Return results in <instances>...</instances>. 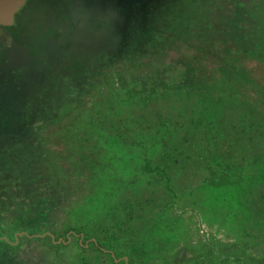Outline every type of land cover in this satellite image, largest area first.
<instances>
[{"label": "rangeland", "instance_id": "374dc122", "mask_svg": "<svg viewBox=\"0 0 264 264\" xmlns=\"http://www.w3.org/2000/svg\"><path fill=\"white\" fill-rule=\"evenodd\" d=\"M82 3L79 22H45L44 8L64 10L44 0L26 5L13 26L0 27V151L23 149L35 134L58 150L74 151L80 140L106 173L72 214L73 234L53 235L65 246L53 251L45 241H24L16 258L0 264H264V153L241 158L240 149H230L225 158L214 147L225 143L219 126L225 117L234 124L263 118L264 97L254 91L250 103L200 101L180 79L196 70L191 59L209 53V44L218 55L245 57L247 68H264V0H109L105 18L100 1ZM182 18L213 22L211 35L191 32L185 44L172 45L169 35ZM103 118L122 128L155 121L159 133L130 148L98 121ZM61 121L63 130L40 136V124ZM122 135L135 143L130 130ZM169 137L185 139L178 149L204 164L175 166L172 191L142 170L148 155L164 165L156 156ZM93 235L103 252L91 244Z\"/></svg>", "mask_w": 264, "mask_h": 264}, {"label": "trees", "instance_id": "16d2710c", "mask_svg": "<svg viewBox=\"0 0 264 264\" xmlns=\"http://www.w3.org/2000/svg\"><path fill=\"white\" fill-rule=\"evenodd\" d=\"M179 8L182 9V7ZM189 14L184 16L185 19L189 17ZM182 21L183 18L175 22L174 31L169 35L172 45L175 41L185 44V35L190 36L191 32L196 37L204 39L211 35L210 27L213 22ZM194 25L202 28L191 31L192 28L189 29L188 26ZM204 42H198L196 48L202 50V46L206 44ZM204 47L209 53L191 59L192 66L196 70H186L180 77L182 84L189 92L197 96L200 101L213 100L214 102L236 99L250 103L252 102L251 94L254 91L261 93L264 97V68L257 65L247 68L245 57H231L229 54L221 56L211 52L215 49L211 44ZM204 68L206 69L202 70ZM262 104L264 108V100ZM252 108L256 111L253 103ZM106 111L111 114L110 108ZM111 115L116 116V113L112 112ZM107 119L111 121L110 118L98 119V121L106 125L115 139L130 148L145 145L144 139L153 141L159 133L160 127L155 121H138V127L129 125L122 128L121 124L118 126L112 121L108 124ZM119 119L124 122L121 117ZM232 121L225 117L221 125L219 124L225 143L219 145L215 140V152L222 153L225 158L231 155L232 150L237 149H240L241 158H245L246 153L251 150L260 151V154L262 151L264 153V117L256 116L249 121L239 122L240 124H234ZM91 122H94L93 119ZM40 125L38 132L41 137L42 133L47 132L45 134L47 135L52 130L60 131L66 127L64 121L54 126ZM129 130L132 137L134 132H138V136L143 135V137L132 138V141H135L132 143L129 137L122 135ZM35 135H31L28 138L30 140L23 143V149L18 145L0 151V260L14 256L16 258L21 243L28 240L45 241V244L53 251L65 246L63 241L57 243L53 235L62 236L66 240L68 233L73 234L72 214L95 193L96 183L106 173L104 166H98L93 163V158H89L91 152H84L82 147H86L85 142L77 140L79 147H73L74 151L58 150L57 144L50 141L47 136L38 140ZM185 142V139L174 140V137L161 141V150L156 157L157 159L160 157L159 161H164V165L161 166L162 163H159L157 159L155 160L158 163L153 162L154 159L148 155L143 161L142 170L154 172V176L159 181L165 182V186L172 191L171 172L175 166L182 163L195 168L204 166L203 158L199 155L178 149V145ZM95 156H98L97 152ZM8 158L10 163L6 164L5 161ZM154 163L155 166L152 168L151 165ZM126 212H129V215L131 213L128 209ZM93 236L96 240H91V244L97 251L103 252L98 236ZM83 245L84 243L81 247Z\"/></svg>", "mask_w": 264, "mask_h": 264}, {"label": "flooded vegetation", "instance_id": "af4514ba", "mask_svg": "<svg viewBox=\"0 0 264 264\" xmlns=\"http://www.w3.org/2000/svg\"><path fill=\"white\" fill-rule=\"evenodd\" d=\"M44 0H26L25 4L15 13L14 15V21L13 22H17L16 20V15L19 14L20 12L23 11L24 7L26 5H30L33 3H42ZM83 0H55V2L62 7V9L64 10L62 12V10H60L59 7H50V8H44L43 11H41V16L44 17L45 22H79L80 21V15H79V5L82 4L81 6H83L82 3ZM94 1V0H93ZM101 2L102 5H100L98 7V9H102V16L105 18V15L108 14V11L106 10V4L107 2H109V0H96V2ZM106 10V11H105ZM15 23H13L10 26H13ZM10 26H2L0 25V27L2 28H6V27H10ZM65 26L67 27V25L65 24ZM73 24L70 23L69 24V28H70V34H72V28ZM74 30V29H73ZM61 35V34H59ZM72 37V36H71ZM54 39V38H53ZM51 39L53 42L55 40Z\"/></svg>", "mask_w": 264, "mask_h": 264}, {"label": "water", "instance_id": "95a60500", "mask_svg": "<svg viewBox=\"0 0 264 264\" xmlns=\"http://www.w3.org/2000/svg\"><path fill=\"white\" fill-rule=\"evenodd\" d=\"M25 2L26 0H0V25H12L14 23L15 13Z\"/></svg>", "mask_w": 264, "mask_h": 264}]
</instances>
